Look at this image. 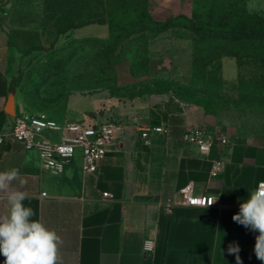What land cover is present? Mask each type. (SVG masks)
<instances>
[{
  "label": "crops",
  "instance_id": "0c3cea01",
  "mask_svg": "<svg viewBox=\"0 0 264 264\" xmlns=\"http://www.w3.org/2000/svg\"><path fill=\"white\" fill-rule=\"evenodd\" d=\"M171 1L162 3L169 7ZM158 39L171 41L167 34ZM27 57H33L30 69L40 58L38 52L24 54L10 43L0 20V137L12 129L16 116L35 113L21 83L15 92L10 90L23 74L15 62ZM69 101L64 114L51 118L59 123L115 121L122 126L97 172H85L80 148L73 163L57 173L42 165L36 150L20 142L0 143V171L19 170L13 187L26 194L23 203L35 212L32 219L62 238L63 264H237L236 254L227 251L230 243L239 245L242 264H264L254 253L256 231L232 219L249 192L264 182V136H227V147L203 157L183 140L185 129L199 124L173 96L109 93ZM161 125L167 134L150 131L148 138L142 136ZM61 136L60 130L42 134L54 143ZM217 159L224 161V168L212 176ZM190 184L195 194L214 196L215 206H185L181 190ZM7 207L0 196V213ZM148 241L153 244L150 250L145 247ZM4 259L0 255V264Z\"/></svg>",
  "mask_w": 264,
  "mask_h": 264
},
{
  "label": "rangeland",
  "instance_id": "374dc122",
  "mask_svg": "<svg viewBox=\"0 0 264 264\" xmlns=\"http://www.w3.org/2000/svg\"><path fill=\"white\" fill-rule=\"evenodd\" d=\"M171 2L168 7L162 0L1 1L10 43L40 56L31 69L33 57L15 62L28 105L51 117L64 114L72 97L166 94L199 124L185 131L203 127L229 137L264 136V41L202 38L184 25L159 32L149 24L132 36L98 23L58 36L71 23L123 10H147L158 21L184 15L200 24L264 18V0L251 6L250 0ZM166 34L171 41L158 39Z\"/></svg>",
  "mask_w": 264,
  "mask_h": 264
},
{
  "label": "built area",
  "instance_id": "2783aa9c",
  "mask_svg": "<svg viewBox=\"0 0 264 264\" xmlns=\"http://www.w3.org/2000/svg\"><path fill=\"white\" fill-rule=\"evenodd\" d=\"M0 0V5H1ZM1 20V9H0ZM47 130H60L61 141L54 143L42 137ZM122 131L120 123L104 121L96 124L86 122L59 123L43 113L24 112L15 117L12 129L0 137V143L20 142L27 150H36L39 153L42 165L57 173L64 172L65 168L73 163L76 150L80 148L84 157V170L86 173H95L101 162L105 159L108 146ZM167 134L166 126H155L147 132H142L144 138L149 137V132ZM183 140L196 147L200 156L208 157L217 147H227L230 142L227 136L218 132L209 133L206 128L193 127L186 130ZM224 168V161L217 159L213 162L212 176L219 175ZM184 205L192 208H211L216 200L212 195L195 194L193 185L190 184L181 190ZM105 198L112 197L104 193ZM213 202V203H212ZM212 203V204H211ZM259 235L255 233V237ZM152 242H146V249L152 248Z\"/></svg>",
  "mask_w": 264,
  "mask_h": 264
},
{
  "label": "clouds",
  "instance_id": "9594fccd",
  "mask_svg": "<svg viewBox=\"0 0 264 264\" xmlns=\"http://www.w3.org/2000/svg\"><path fill=\"white\" fill-rule=\"evenodd\" d=\"M18 179V169L0 171V196L8 205L0 213V255L5 258L4 264H63L62 238L38 219H32L35 212L23 203L26 194L13 187ZM232 219L259 233L255 237L254 253L264 262V182L249 192L248 199L240 204L239 212ZM227 251L236 254L237 264H242L238 244L230 243Z\"/></svg>",
  "mask_w": 264,
  "mask_h": 264
},
{
  "label": "trees",
  "instance_id": "16d2710c",
  "mask_svg": "<svg viewBox=\"0 0 264 264\" xmlns=\"http://www.w3.org/2000/svg\"><path fill=\"white\" fill-rule=\"evenodd\" d=\"M93 23L107 25L111 33L121 32L127 36H132L138 32L147 30L148 24L153 25L154 28L159 32L184 25V27H186L188 30L196 33L202 38L218 37L233 41L247 39L253 41H264V18L261 17L252 21L240 20L234 24L226 19H220L215 24H200L184 15L170 17L166 20L158 21L155 20L147 10H123L121 12L115 11V13L110 14L109 18L101 16L98 19L96 18L87 20L85 23H71L58 31V36L64 35L72 29H78ZM55 42H57V39ZM23 53L27 54L26 52ZM22 80L23 75H20L11 83L10 90L15 92Z\"/></svg>",
  "mask_w": 264,
  "mask_h": 264
}]
</instances>
